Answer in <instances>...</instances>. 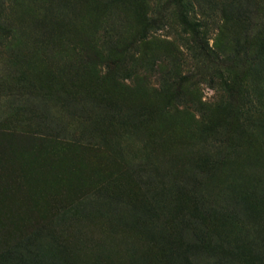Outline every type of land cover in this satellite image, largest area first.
I'll use <instances>...</instances> for the list:
<instances>
[{
    "label": "rangeland",
    "instance_id": "1",
    "mask_svg": "<svg viewBox=\"0 0 264 264\" xmlns=\"http://www.w3.org/2000/svg\"><path fill=\"white\" fill-rule=\"evenodd\" d=\"M0 264H264V0H0Z\"/></svg>",
    "mask_w": 264,
    "mask_h": 264
},
{
    "label": "trees",
    "instance_id": "2",
    "mask_svg": "<svg viewBox=\"0 0 264 264\" xmlns=\"http://www.w3.org/2000/svg\"><path fill=\"white\" fill-rule=\"evenodd\" d=\"M195 38H196V41H197V46L200 48V50L204 53V55L206 56V57H210V56H208V50H207V44L205 43V41L203 42V39L201 38V37H199V36H195ZM205 44H206V46H205ZM207 50V51H206ZM207 52V53H206ZM26 228V227H25ZM32 230H29V231H27V232H31ZM29 234V233H28ZM24 237V236H23ZM18 239V237H16V238H14L13 240L15 241V240H17ZM12 240V239H11Z\"/></svg>",
    "mask_w": 264,
    "mask_h": 264
}]
</instances>
